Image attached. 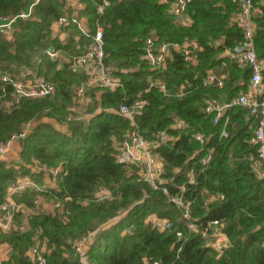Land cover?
<instances>
[{
    "label": "trees",
    "instance_id": "16d2710c",
    "mask_svg": "<svg viewBox=\"0 0 264 264\" xmlns=\"http://www.w3.org/2000/svg\"><path fill=\"white\" fill-rule=\"evenodd\" d=\"M82 1L80 15L88 18L90 28L96 24L103 27L106 60L116 66L121 86L91 90L100 92V110L89 120L68 121L66 132L48 120L65 122L72 88L86 75L72 72L67 62L57 69L61 59L53 60L42 51L54 48L72 56L83 51L88 39L74 38L79 33L75 25L67 27L69 34L64 40L53 34L51 24L64 14L63 0H39L30 17L17 18L12 39L0 35L1 73L14 75L21 66L29 65L55 86L49 96L23 98L7 109L4 101L11 98L12 86L2 83L0 142L18 133L25 123H36L20 141L22 162L0 160V204L8 185L18 176L29 175L42 183V173L31 171L37 161L46 167H62L57 188L26 191L15 200L31 206L33 198L41 195L61 200L69 211L66 216L36 213L29 216L26 229L1 234L0 243L10 246L2 264H32L28 250L37 234L47 240L50 249L46 264H86L68 239L93 231L87 251L91 264H142L144 258L171 264H264V178L252 167L256 157V146L250 143L254 119L239 105L228 108L218 123H213L214 114L203 111L207 99L229 100L245 90L250 76L248 68H238L223 55L225 49L243 39L242 30L231 21L238 7L236 0H191L186 25L175 24L168 4L159 0H109L102 13L97 12L101 0ZM29 4L30 0H0V17L18 15ZM254 22L255 51L264 59V5ZM150 35L156 43L195 42L197 63H186L182 53L172 49L166 68L152 71L141 59L144 40ZM116 61L121 62L116 65ZM208 70L226 74L222 86L203 85ZM148 77L162 80L166 91L150 86ZM136 98L146 100L134 119L144 137L152 139L159 131L170 137L155 148L162 158L163 186L168 195L137 180L130 166L115 156L114 145L132 126L129 119L111 109L123 102L131 104ZM177 119L184 127L172 126ZM223 130L226 135L221 134ZM197 132L208 137L206 143L192 137ZM208 149L213 150L211 158L203 166L199 160ZM99 187L110 190L113 198L96 201L94 193ZM208 195L214 199L205 203ZM174 196L189 203V217H184V209L171 200ZM119 214V219L104 226ZM150 214L168 219L170 228H153L146 221ZM18 217L20 213L15 220ZM213 219L225 223L222 230L229 240L220 253L188 227L191 222L201 227Z\"/></svg>",
    "mask_w": 264,
    "mask_h": 264
},
{
    "label": "built area",
    "instance_id": "2783aa9c",
    "mask_svg": "<svg viewBox=\"0 0 264 264\" xmlns=\"http://www.w3.org/2000/svg\"><path fill=\"white\" fill-rule=\"evenodd\" d=\"M39 0H30V4L25 11H21L18 15L0 17V35L6 39H12L14 30L16 28L17 18L26 19L33 13L34 5ZM161 3L168 4V11L171 14L175 24H187L189 16L186 13V8L191 0H159ZM64 14L57 20L53 21L59 29L67 32V27L75 25L78 29L79 35L85 36L88 42L84 45L83 51L72 56L63 55L60 50L54 48H45L43 53L53 60L61 59L62 62L57 64V69H60L64 62L68 63V67L72 72L85 74L86 79L74 87L72 91V102L75 107H80L82 103L87 104L90 101L88 92L95 89H110L114 90L121 86L120 78L116 75V66L106 60L107 53L104 50V34L103 27L96 24L92 30L90 26L86 28L82 23L86 16L80 15V11L84 8L82 0H63ZM237 11L231 18V21L242 30L243 39L240 43L232 48L225 49L223 55H226L232 60L240 69L248 68L250 76L245 90L240 91L235 97L224 100L218 98L207 99L203 111L206 114H214L213 123H218L226 110L234 105H239L247 110L248 117L254 119V129L250 138V143L256 146V157L253 160L252 167L259 178H264V82L263 70L264 59L258 58L255 51L254 34L255 22L254 17L261 14L264 0H236ZM109 5V0H101L97 6V12L102 13L104 8ZM89 25V20H88ZM153 36H147L144 40L143 53L141 59L149 66L152 71L158 69H165L167 59L171 58L172 49L182 53L183 59L186 63L195 65L197 63L198 46L195 42H183L182 44H170L168 42L156 43ZM36 60V59H35ZM33 60L34 63L37 61ZM226 63L223 62L222 66ZM226 77L224 73H216L213 70H208L203 78V85L215 84L222 86L223 79ZM9 83L12 86L10 93L11 98L4 101V106L9 109L15 104L19 103L23 98H43L54 93V84L47 80L44 75H41L37 70L29 65L21 66L18 71L12 75L9 73L0 72V90L4 91L2 83ZM150 86H156L162 92H165V83L162 80H153L148 77ZM182 93V90L179 91ZM146 103V100L136 98L131 104L121 103L117 109L112 111L126 117L130 120L131 128L126 130L122 139L116 143L115 156L117 160L127 163L130 170L134 171L137 180L148 183L152 188H161L164 193L168 195L167 189L163 186L164 178L162 177L164 168L162 158L159 156L155 148L166 142L170 137L165 131H159L154 134L152 139H147L139 131L135 123V116L139 115ZM72 109L67 116L68 121L85 120L89 118L90 114L85 112L83 115H76ZM175 128L184 127L181 120H176L172 125ZM33 124L25 123L18 133L11 135V137L0 142V160L8 158L10 153L15 150L14 145L19 144L27 134L31 131ZM222 135H226L223 130ZM192 137L200 144L207 142L208 137L203 133L197 132ZM212 149H208L204 156L199 160L200 164L205 166L211 158ZM18 157H20L18 155ZM16 161V160H14ZM18 162H22L19 158ZM17 162V163H18ZM60 165L53 167L44 166V174L48 177L51 185H57V179L62 172ZM132 173V172H130ZM188 178L193 182L192 172H189ZM48 187L45 184L38 183L29 175L18 176L16 180L10 183L5 193V199L0 204V231H10L15 229L24 230L28 227L27 221H23L20 225L15 224V215L20 211L22 203L15 200V197L26 191H38ZM183 189V187H182ZM222 197V196H220ZM219 197V198H220ZM41 196L36 195L32 200V211L41 212L43 214L68 215L69 211L65 209L64 203L60 200L52 199L50 205L46 208L39 206ZM113 195L105 187H99L94 193V199L98 202L112 199ZM214 196L208 195L205 203L212 201ZM65 200H69L65 197ZM171 200L179 207L184 209V217H189V203L185 202L181 197L174 196ZM109 219L107 226L111 224ZM146 221L151 224L153 228L158 230L168 229L171 223L168 219L158 217L155 214H150ZM224 222L222 220L213 219L204 223L201 227L191 222L188 227L201 234L205 241V245L222 252L224 248L229 245V240L223 232ZM104 226L102 228H104ZM95 231L83 235L75 239H68V243L74 251L87 258V251L93 241ZM180 237L181 233L177 232ZM35 243L29 248L28 255L32 264H46V254L50 251L47 246V240H42L39 234L34 237ZM264 246V244H263ZM49 250V251H48ZM5 260L1 254L0 246V264ZM84 261V259H83ZM86 264H91L88 261ZM142 264H171L162 262L160 260L143 259Z\"/></svg>",
    "mask_w": 264,
    "mask_h": 264
},
{
    "label": "rangeland",
    "instance_id": "374dc122",
    "mask_svg": "<svg viewBox=\"0 0 264 264\" xmlns=\"http://www.w3.org/2000/svg\"><path fill=\"white\" fill-rule=\"evenodd\" d=\"M60 62H62V60L60 61ZM59 61H58V63H60ZM75 86H77V85H75ZM74 86V87H75ZM74 87L72 88V91H73V89H74ZM55 92V91H54ZM96 93H99V91L98 90H96ZM88 95L90 96V91L88 92ZM95 104V103H94ZM89 106H91V104H90V101L87 103V104H84V103H82L81 104V106L80 107H75L74 106V104H73V102H72V100H71V104H70V106H69V112H71L72 111V109H75L76 111L75 112H72V113H74V114H76V115H83L85 112H88L89 111ZM89 113V112H88ZM90 114V116H89V118H85V120H89L95 113H89ZM80 121V120H79ZM67 122H68V120H67V118H66V120H65V122H63V123H59V124H61V125H66L67 126ZM31 124H33V126H34V124L36 123L35 121H33V122H30ZM20 144V143H19ZM115 146V145H114ZM14 147H15V145H14ZM19 150L17 151L18 152V154H16V156H15V158H13V157H8V158H5V159H3V160H5V161H7L8 163H10V164H18L17 162H18V160H19V158H21V157H18V155L20 156V150H21V146H20V148H18ZM14 159L16 160V161H14ZM43 169H44V165H41V164H39L37 161H35L34 163H33V165L31 166V171H33V172H35V173H39V172H41L42 174V177H41V181H42V184H45V185H47L48 187H49V185H50V183H49V181H48V177H46V175H43L44 174V171H43ZM38 175V174H37ZM52 186V185H51ZM54 186V185H53ZM55 187V186H54ZM45 188H47V187H45ZM45 188H43V189H45ZM56 188H57V185H56ZM41 190V189H40ZM39 190V191H40ZM39 196H41V195H39ZM52 199H50V198H47V197H45V196H41V198H40V203H39V206H41L42 208H46V207H48L49 205H50V203L51 202H49V201H51ZM61 201V200H60ZM19 203H22L23 205H21V208L19 209L20 211L18 212V213H20V217H18V218H16V220H15V224L18 226V225H20L23 221H28V218H29V216H31V215H34V214H36V213H41V212H36V210H34V211H32V209H33V206L31 205H27V204H25L24 202H19ZM56 215V214H55ZM120 216H122V214H119V215H116L115 217H113V219L111 220V223L112 222H115L117 219H119V217ZM15 229H17V227H14ZM7 232H9V231H6V232H4V231H0V235L1 234H5V233H7ZM93 239H94V237H93ZM0 246H1V254H3V257L6 255V257H7V255H9V252H10V246L7 244V243H0ZM49 251V250H48ZM76 253V252H75ZM77 254V253H76ZM79 258H81V260L83 261V259H84V261H88L87 260V258H85L83 255L82 256H80L79 255Z\"/></svg>",
    "mask_w": 264,
    "mask_h": 264
},
{
    "label": "crops",
    "instance_id": "0c3cea01",
    "mask_svg": "<svg viewBox=\"0 0 264 264\" xmlns=\"http://www.w3.org/2000/svg\"><path fill=\"white\" fill-rule=\"evenodd\" d=\"M34 1V0H33ZM190 22V19L188 18L187 19V24ZM86 28H88L89 27V25H88V20L86 19V18H84V21H83V23H82ZM51 30H52V32H53V34L54 35H57L58 37H59V39H61V40H64L65 39V37H67L68 36V31L67 32H64V31H62L61 29H59L58 28V26L53 22L52 24H51ZM80 37H82V35H79V33H77L75 36H74V38L77 40V41H79V39H80ZM86 44V42H84V44H83V48H84V45ZM216 72V71H215ZM216 73H218V71L216 72ZM219 74V73H218ZM94 93H90V104H91V106H89V113H95V112H98L99 110H100V92L99 93H96L95 92V94L93 95ZM95 102H97L96 103V105H95V107L93 108V104L95 103ZM48 122H51L57 129H59L60 131H62V132H66V131H68V128H67V126L66 125H61V124H59V123H57V122H55V121H50V120H48ZM15 150H13V152L12 153H10V155L8 156V157H13V158H15V156H16V154H18V148H20V144H16L15 145ZM15 160V159H14ZM4 258L5 259H7L8 258V255H7V257H6V255L4 256ZM84 262V261H83Z\"/></svg>",
    "mask_w": 264,
    "mask_h": 264
},
{
    "label": "water",
    "instance_id": "95a60500",
    "mask_svg": "<svg viewBox=\"0 0 264 264\" xmlns=\"http://www.w3.org/2000/svg\"><path fill=\"white\" fill-rule=\"evenodd\" d=\"M120 62H121V61H116L115 64L118 65V64H120Z\"/></svg>",
    "mask_w": 264,
    "mask_h": 264
}]
</instances>
